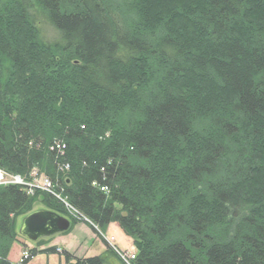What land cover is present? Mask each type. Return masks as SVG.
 <instances>
[{
    "label": "trees",
    "instance_id": "1",
    "mask_svg": "<svg viewBox=\"0 0 264 264\" xmlns=\"http://www.w3.org/2000/svg\"><path fill=\"white\" fill-rule=\"evenodd\" d=\"M188 3L151 0L145 26L107 0H0V169L37 168L96 223L140 236L135 264H264V0ZM35 195L0 187V264H15L13 214L39 198L64 211Z\"/></svg>",
    "mask_w": 264,
    "mask_h": 264
},
{
    "label": "bare ground",
    "instance_id": "2",
    "mask_svg": "<svg viewBox=\"0 0 264 264\" xmlns=\"http://www.w3.org/2000/svg\"><path fill=\"white\" fill-rule=\"evenodd\" d=\"M246 135H243V139ZM210 137H212L210 135ZM182 154V153H181ZM179 155V154H178ZM176 156V158L168 159V163L170 165V169L166 170L163 173L162 180H166L167 182H172L175 180L176 168L177 164H181L182 157ZM259 165L264 167V161H260ZM259 167V166H255ZM63 169V168H62ZM69 170V167H66V172ZM257 176L264 177V174ZM253 177L243 179V182H240L239 187L242 186L246 190L247 186L251 185ZM227 181L226 188L227 190L231 189L232 181L230 178H224V181ZM254 180V179H253ZM50 178L46 175L40 173L37 168H32L28 174H19L17 172H6L3 169H0V187H8V186H15L18 187L22 192L25 193L26 196L31 197L36 194V192H45L51 194V192L56 191V186L53 182L51 184ZM174 183V182H172ZM160 184L161 181H160ZM94 187H98L102 192H108V188L106 186H102L98 184L96 181L92 182ZM175 185V184H174ZM232 187H231V186ZM51 188V190H49ZM157 189V188H156ZM162 190L165 187L161 188ZM160 189V190H161ZM157 191L155 190L151 192L150 196L151 199L155 198L157 195ZM166 195V193L164 192ZM239 194V191L236 192ZM235 196V198L237 197ZM36 196V195H35ZM53 196V195H52ZM167 196V195H166ZM176 196H170L169 198H174ZM64 204V211H58L54 209H50L44 203H42L41 199L39 198L37 201H34L32 207L27 209L24 213H17L16 215L13 214L14 217V228L16 233V240L19 235L27 239L28 241L34 243V247H26L27 244H22L21 251L22 256L20 257L21 260L11 261L9 259V255L7 259L15 264H28L29 261L36 256L38 253L44 254H55L58 257V264H72L69 261H66L67 254L77 257V258H90V257H102V264H135L138 254V247H136V239H140V236L133 237L129 235L118 223V221H106L102 223H96L93 219L84 215L76 206L64 201L62 198L59 199ZM156 200V199H155ZM175 200H180V197ZM233 200H236L233 198ZM157 201V200H156ZM185 201H187L185 199ZM240 209L247 210L249 205H245V203L238 205ZM242 206V207H241ZM113 207L116 210H120L121 214H126L122 211V205L118 202L113 203ZM44 212V213H43ZM30 220L28 222L27 220ZM62 221L61 219L66 220L69 222L68 228L63 231H55V227L52 226L49 222H53V224L58 221ZM28 222V223H27ZM82 222L91 228V230L96 234L98 238L102 240V252L98 255H93L89 257H79L75 255V253L68 251L67 249L63 248V246H57L56 242L54 241L55 235L62 234V233H69L75 226L76 223ZM19 225V226H18ZM28 226L32 230L33 236H38L37 239L32 240L28 237L21 234V230H27ZM19 227V228H18ZM18 228V230H17ZM113 233V234H111ZM118 239V242H117ZM124 242L125 244H129V247H125V245H121L120 243ZM31 250L35 251L32 254ZM61 258V259H60ZM69 262V263H68Z\"/></svg>",
    "mask_w": 264,
    "mask_h": 264
},
{
    "label": "rangeland",
    "instance_id": "3",
    "mask_svg": "<svg viewBox=\"0 0 264 264\" xmlns=\"http://www.w3.org/2000/svg\"><path fill=\"white\" fill-rule=\"evenodd\" d=\"M107 1L111 6L116 7L119 11L123 13L126 23L138 22L137 25L144 24L145 26H148L151 16H154L157 19L159 17V15H157L156 9L151 8L153 7V5L150 6L149 4L151 0H148V3L146 2V0H107ZM187 1H189L188 4L191 5L195 3V0H187ZM39 26L41 29V36L45 41L53 42L58 38V34L50 25L42 22ZM2 32H4V34H7L6 25L2 26ZM16 40L17 39H15V41ZM245 134L249 135L248 130L247 132L246 131L244 132V135ZM105 136L108 138L109 131L106 132ZM246 145H248V147L253 149L259 148L261 146L257 142L249 143ZM51 148L56 149L60 155H63L66 145L62 141L55 140ZM262 154L263 152H260L259 156L256 157L258 158V162L260 161L262 162V160H264V155ZM66 167H69V164L64 162L63 164L58 165V170L64 173L66 171ZM50 182L51 184H53L52 180ZM54 189L51 192V195H53L57 199H60L61 193L58 190L54 191ZM49 190H51V188H49ZM54 241L60 246L67 247L71 252L75 253V255L79 257H89L93 255H98L102 252V246H103L102 240L96 236V234L91 230L89 225L82 222L76 223L74 228L69 233H62L55 235ZM24 243L27 244L26 247L28 248L35 246L34 243L28 241L27 239L19 235L17 240L13 243L9 253V259L11 261L15 262L17 260H21L20 259V257L22 256L21 247L22 244ZM120 244L123 246L125 245V247H129V244H125L124 242H121ZM58 262H59L58 257L55 254L38 253L29 261L28 264H58Z\"/></svg>",
    "mask_w": 264,
    "mask_h": 264
},
{
    "label": "water",
    "instance_id": "4",
    "mask_svg": "<svg viewBox=\"0 0 264 264\" xmlns=\"http://www.w3.org/2000/svg\"><path fill=\"white\" fill-rule=\"evenodd\" d=\"M61 220L62 221H60V219H59V221H58L57 224H56V222L54 224H53V222H49L52 226L55 227V231H63V230H65V229L68 228L69 222H67L64 219H61ZM27 221L30 222L29 218H28ZM29 227L30 226H28V229L26 231L22 229L21 230V234L24 235V236H26V237H28L29 239H32V240L37 239L38 236L35 237V236L31 235L33 232H32V230Z\"/></svg>",
    "mask_w": 264,
    "mask_h": 264
},
{
    "label": "crops",
    "instance_id": "5",
    "mask_svg": "<svg viewBox=\"0 0 264 264\" xmlns=\"http://www.w3.org/2000/svg\"><path fill=\"white\" fill-rule=\"evenodd\" d=\"M56 244H57V243H56ZM57 246H60V245L57 244ZM60 247H61V246H60ZM63 248H65V249H67L68 251H70L67 247H63ZM60 259H61V258H60Z\"/></svg>",
    "mask_w": 264,
    "mask_h": 264
}]
</instances>
